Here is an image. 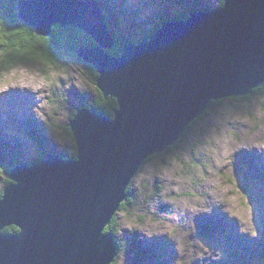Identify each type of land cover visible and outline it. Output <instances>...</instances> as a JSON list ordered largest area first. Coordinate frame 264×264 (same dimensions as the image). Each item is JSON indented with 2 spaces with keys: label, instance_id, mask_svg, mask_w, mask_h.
<instances>
[{
  "label": "water",
  "instance_id": "95a60500",
  "mask_svg": "<svg viewBox=\"0 0 264 264\" xmlns=\"http://www.w3.org/2000/svg\"><path fill=\"white\" fill-rule=\"evenodd\" d=\"M164 21L119 57L95 0H16L18 22L36 37L75 28L94 42L75 55L97 74L95 88L117 105L109 118L85 107L67 124L76 157L45 154L17 165L0 196V264H112L104 233L144 162L174 145L212 102L264 87V0ZM15 227V234L3 230Z\"/></svg>",
  "mask_w": 264,
  "mask_h": 264
},
{
  "label": "rangeland",
  "instance_id": "374dc122",
  "mask_svg": "<svg viewBox=\"0 0 264 264\" xmlns=\"http://www.w3.org/2000/svg\"><path fill=\"white\" fill-rule=\"evenodd\" d=\"M113 1L109 33L131 43L161 21L222 2ZM2 59L0 51V192L8 181L1 170L13 162L34 166L41 154L76 153L65 129L97 97L90 73L66 55L55 65L4 68ZM131 191L138 206L116 214L117 264H264V88L245 101L223 100L174 155L144 164ZM133 243L135 256L128 255Z\"/></svg>",
  "mask_w": 264,
  "mask_h": 264
},
{
  "label": "trees",
  "instance_id": "16d2710c",
  "mask_svg": "<svg viewBox=\"0 0 264 264\" xmlns=\"http://www.w3.org/2000/svg\"><path fill=\"white\" fill-rule=\"evenodd\" d=\"M96 4L98 5V8L102 12L103 15V21L105 25L107 26V29L109 31V26L107 24V15L110 14L109 7H114L115 3L113 0H95ZM15 2L16 0H0V51L3 53V59H2V66L4 68L10 67L15 62L19 61L20 63L23 61L32 62L33 60H40L46 65H55L61 58L62 55H66L69 57V59L75 64L84 66V68L90 73L92 79L91 83L93 86H95V80L97 78V74L95 71L90 67L89 65H85L80 59H78L75 55V51L82 48L87 49L93 47L95 44L90 39V37L85 34L84 32L75 29V28H68L63 29L61 27H54L53 28V35L52 37L48 39H42L35 36L33 31L29 28H26L25 26L21 25L15 15ZM223 4V1L221 2V6ZM220 6V7H221ZM190 13L186 16H184L182 19H179V21H186L189 18ZM172 20H178V19H172ZM164 21H161L156 25V27L152 30L151 33H149L145 38L141 39L140 41H137L135 43H141L143 41H146L149 39V37L152 35V33L161 27V24ZM112 36V35H111ZM114 41L117 43L115 44V48L113 47L108 51V53L114 57H119L123 52V47L127 43H131L127 40H121L114 36H112ZM264 87L258 88L256 90H253V92L242 98H231V100L235 101H245L253 97L255 94L260 93L263 90ZM97 91V97L95 100H93L91 103L81 106L86 107L89 110L96 111L97 113H101L109 118L113 117V112L116 110L117 105L114 99L107 98L104 99L102 95ZM222 101L218 102H212L210 107L204 112V114L199 117L197 120L193 121L184 131L182 137L171 147L167 148L164 152L153 155L150 158H148L144 164L159 158L164 157L168 154L174 155L176 151L179 148V145L181 142L184 141L185 136L187 133L193 129L197 124H199L200 121H202L205 117L210 115L211 110L214 107H217L221 105ZM80 107V108H81ZM75 112L70 117L73 118ZM66 134L70 137V139L73 142L71 133L68 128L65 129ZM74 143V142H73ZM19 148V146H17ZM73 148L75 149V145L73 144ZM44 154L40 155L38 160L35 162L34 165L39 164L41 158ZM76 157V153H74L70 157H62L64 160L68 159H74ZM143 164V165H144ZM19 165V163L13 162L10 166L6 167L4 171L1 170L5 175L9 173V171ZM142 165V166H143ZM141 168L138 170L137 174L141 171ZM136 174V175H137ZM10 182L6 181L5 185H8ZM132 183L128 186L126 189V200L120 205L118 212H123L127 215V213L130 212L131 209H134L138 206L139 202L137 198L132 194ZM1 196V192H0ZM117 215L114 216L113 220L111 221V224L105 229L104 233H111L116 244L118 247V250L121 252L122 245L117 240V235L119 232V227H117ZM17 229L15 227H9L3 230V233H9V234H15L17 233ZM132 246V249L128 252V255L135 256L136 248L133 244H130ZM134 248V249H133ZM112 264H117V261L115 260Z\"/></svg>",
  "mask_w": 264,
  "mask_h": 264
},
{
  "label": "bare ground",
  "instance_id": "6f19581e",
  "mask_svg": "<svg viewBox=\"0 0 264 264\" xmlns=\"http://www.w3.org/2000/svg\"><path fill=\"white\" fill-rule=\"evenodd\" d=\"M16 146H18V145H16ZM19 147H20V146H19ZM246 238L249 239V237H247V236H246ZM218 252H219V251H218Z\"/></svg>",
  "mask_w": 264,
  "mask_h": 264
},
{
  "label": "flooded vegetation",
  "instance_id": "af4514ba",
  "mask_svg": "<svg viewBox=\"0 0 264 264\" xmlns=\"http://www.w3.org/2000/svg\"><path fill=\"white\" fill-rule=\"evenodd\" d=\"M56 27V26H55ZM58 27V26H57ZM115 44H117L116 42H115ZM116 46L114 45V48H115Z\"/></svg>",
  "mask_w": 264,
  "mask_h": 264
},
{
  "label": "clouds",
  "instance_id": "9594fccd",
  "mask_svg": "<svg viewBox=\"0 0 264 264\" xmlns=\"http://www.w3.org/2000/svg\"><path fill=\"white\" fill-rule=\"evenodd\" d=\"M233 99V98H232ZM223 101V100H222Z\"/></svg>",
  "mask_w": 264,
  "mask_h": 264
}]
</instances>
